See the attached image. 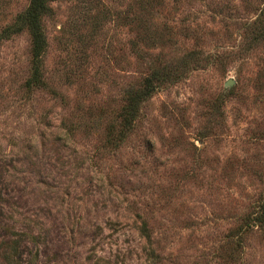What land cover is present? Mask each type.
Masks as SVG:
<instances>
[{
    "label": "rangeland",
    "instance_id": "1",
    "mask_svg": "<svg viewBox=\"0 0 264 264\" xmlns=\"http://www.w3.org/2000/svg\"><path fill=\"white\" fill-rule=\"evenodd\" d=\"M30 1L0 0V264H264V0H55L40 88Z\"/></svg>",
    "mask_w": 264,
    "mask_h": 264
},
{
    "label": "trees",
    "instance_id": "2",
    "mask_svg": "<svg viewBox=\"0 0 264 264\" xmlns=\"http://www.w3.org/2000/svg\"><path fill=\"white\" fill-rule=\"evenodd\" d=\"M55 0H31L28 8L18 16L12 27L5 31L4 35L18 34L26 31L32 42V76L27 82L28 87H43V57L48 48L47 35L44 28V19L53 13L51 3ZM254 27L259 31L253 37V42L264 40V14L255 22ZM211 59L203 57L199 52H192L177 63L160 65L153 69L142 85L138 88H130L127 94V103L123 109L122 126L128 129L138 117L142 105L149 100L152 95L169 83H175L183 74L192 68L203 66ZM254 221L264 223V201L254 214ZM145 230V229H144ZM146 233V231H145ZM145 237L149 239L146 234Z\"/></svg>",
    "mask_w": 264,
    "mask_h": 264
},
{
    "label": "water",
    "instance_id": "3",
    "mask_svg": "<svg viewBox=\"0 0 264 264\" xmlns=\"http://www.w3.org/2000/svg\"><path fill=\"white\" fill-rule=\"evenodd\" d=\"M234 85V82L232 80H229L227 83H226V86L227 87H232Z\"/></svg>",
    "mask_w": 264,
    "mask_h": 264
}]
</instances>
